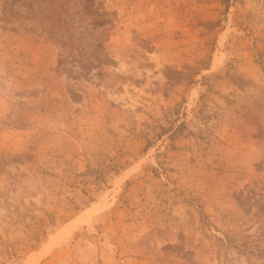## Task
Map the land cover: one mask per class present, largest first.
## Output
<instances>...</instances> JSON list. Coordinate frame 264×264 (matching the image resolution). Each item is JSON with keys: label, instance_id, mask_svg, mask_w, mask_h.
<instances>
[{"label": "rangeland", "instance_id": "rangeland-1", "mask_svg": "<svg viewBox=\"0 0 264 264\" xmlns=\"http://www.w3.org/2000/svg\"><path fill=\"white\" fill-rule=\"evenodd\" d=\"M0 264H264V0H0Z\"/></svg>", "mask_w": 264, "mask_h": 264}, {"label": "bare ground", "instance_id": "bare-ground-1", "mask_svg": "<svg viewBox=\"0 0 264 264\" xmlns=\"http://www.w3.org/2000/svg\"><path fill=\"white\" fill-rule=\"evenodd\" d=\"M76 222H78V221H76ZM71 233V232H70Z\"/></svg>", "mask_w": 264, "mask_h": 264}]
</instances>
